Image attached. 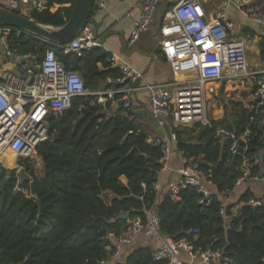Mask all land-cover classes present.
I'll use <instances>...</instances> for the list:
<instances>
[{"label":"trees","instance_id":"1","mask_svg":"<svg viewBox=\"0 0 264 264\" xmlns=\"http://www.w3.org/2000/svg\"><path fill=\"white\" fill-rule=\"evenodd\" d=\"M48 2L50 8H60L55 12H33L32 19L54 28L66 25L77 0ZM13 42L23 52L45 55L54 50L66 69L78 72L91 91L108 78H122L120 71L111 68V56L98 49L78 58L27 35L15 36ZM227 86L223 98L218 99L223 112L219 120L211 121L208 127L172 130L178 153L206 176H212L216 194H212L209 206L200 204L204 196L194 188L183 190L179 201L169 191L160 201L153 185L162 168L161 148L149 144L148 134L125 118L127 110L107 117L104 107L91 105L97 98L87 96L74 99L71 110L64 115L52 116V139L37 149L43 168L21 162L36 186L37 197L32 196L31 182L18 187L15 173L6 180L0 176V264L107 263L114 251L110 235L121 236L136 218L147 223V213L154 209L160 217L161 231L176 242L222 250L223 259L213 264H264V206H243L230 225L221 215V196L235 190L242 170L241 160L230 152L231 141L216 140V130L225 127L240 135L251 125L252 156L264 155V119H259L261 125L253 123L252 103L232 97L243 88L230 86L227 91ZM230 108L235 112L231 121L226 118ZM196 130L199 133L194 142L190 136ZM220 162L223 170L229 171L213 176V168ZM257 170L264 172V163L263 167L258 164ZM250 198L255 196L247 192L239 202ZM233 207H227L228 215ZM124 212L130 213L129 219L118 220ZM191 230H198V236L191 235ZM117 264L167 262L156 261L154 250L143 247L125 263Z\"/></svg>","mask_w":264,"mask_h":264},{"label":"built area","instance_id":"2","mask_svg":"<svg viewBox=\"0 0 264 264\" xmlns=\"http://www.w3.org/2000/svg\"><path fill=\"white\" fill-rule=\"evenodd\" d=\"M164 1L141 0L142 10L132 31L130 45L136 44L142 34L150 30L156 11ZM107 2L95 0L94 7L105 9ZM0 6L18 14H21L19 10L23 7L26 14L21 15L31 19L33 12L56 11V6L49 7L48 0H0ZM231 6L255 27L264 30V0H178L166 13L160 28L161 47L169 60L173 80L163 85L135 87V83L139 84L143 79V74L130 62L112 55L111 68L122 75L118 82L128 86L119 91V100L116 99V93L108 94L107 98L105 95H93L86 88L82 76L67 70L54 50L47 51L45 55L23 52L13 42V37H35L0 24V49L19 68V73L0 68V176L9 171L6 156L14 159L12 170L18 178V187L21 185L19 173L24 168L21 166L22 161L42 169L37 149L52 139L50 118L67 113L74 99L81 97H96L91 105L104 107V115L111 117L116 108H132L133 92L146 90L150 115L160 128L164 129L170 123L173 128L208 127L211 126L208 96L211 94L220 98V87L213 84L225 81L246 91L248 101L252 103L251 121L261 125L263 121L259 119H264V58L254 67L250 64L249 40L237 36L236 25L226 13V9ZM97 49L107 52L89 25L71 43L62 46L65 54L78 58ZM180 75L187 76L181 80ZM243 89H238L236 96L240 97L244 93ZM252 137L251 125L240 135L225 127H219L215 133L216 140L231 141L232 156L241 160L242 176L236 188L248 182H259L264 189V172L257 170V159L251 153ZM147 141L161 148L160 174L169 172L176 135L173 132L171 137L165 132L161 136L148 135ZM180 154L182 160L176 170L178 180L171 185L170 195L179 201L183 190L194 188L204 196L200 204L209 206L212 194L208 185L213 184L212 176H206ZM153 187L159 192L158 182ZM243 206L262 207L264 197L234 204L230 215L224 205L221 215L227 225L233 222ZM147 214V223L136 218L130 221L129 228L121 236L110 235L114 246L113 258L120 257L123 248L132 245L144 233L155 244L153 250L156 261H166L167 264H213L223 259L222 250L195 248L187 241L176 242L163 233L157 209ZM190 234L197 237L199 231L191 230Z\"/></svg>","mask_w":264,"mask_h":264},{"label":"crops","instance_id":"3","mask_svg":"<svg viewBox=\"0 0 264 264\" xmlns=\"http://www.w3.org/2000/svg\"><path fill=\"white\" fill-rule=\"evenodd\" d=\"M175 1L165 0L157 9L154 22L150 30L142 34L140 40L130 45V37L134 30L136 22L141 14V0H108L105 9L95 7L90 18L89 26L94 30L97 38L100 39L107 52L103 49H98L104 53L120 56L122 59L131 63L133 67L143 74V79L138 86L144 87L147 85H163L170 83L174 76L171 70L169 60L164 55L161 47L160 28L164 22L166 13L170 10L171 4ZM176 4V3H175ZM60 6H56L58 10ZM230 7L226 9V12ZM230 15H235L233 12ZM242 16V15H241ZM236 25L237 36L249 40V62L254 67L258 65L264 58L262 56V43L264 40V31H260L257 27L243 28L241 24L231 17ZM253 54H256L255 56ZM0 68L12 73H19V68L14 61L7 59L0 49ZM187 75H180L179 79L186 78ZM128 86L121 84L117 80L108 78L101 82L99 86L91 91L93 95H107L116 93L121 95L119 91H123ZM132 108L124 112L126 119L131 120L137 127L146 132L148 135L161 136L163 132L157 126L156 122L149 112V95L146 90H140L131 94ZM121 109L116 108L114 114ZM170 131L173 127L169 124ZM199 130L192 133V140L197 142ZM189 138V136L187 137ZM257 159V158H256ZM182 156L177 151L176 143L174 144V155L171 163V170L165 174H160L158 183L160 185L159 198L160 201L168 194L170 187L178 180L176 172ZM41 162V158H38ZM258 164L259 161L257 160ZM43 166V165H42ZM208 190L211 194H216V188L213 184L208 185ZM251 192L256 198L264 197V189L259 182H248L236 188L233 192L225 193L221 196V200L227 207L238 203L241 197ZM154 242L146 234H141L137 240L122 250V254L118 258L112 256L107 264L125 263L128 258L139 248L151 247L154 249Z\"/></svg>","mask_w":264,"mask_h":264},{"label":"water","instance_id":"4","mask_svg":"<svg viewBox=\"0 0 264 264\" xmlns=\"http://www.w3.org/2000/svg\"><path fill=\"white\" fill-rule=\"evenodd\" d=\"M94 1L95 0H77L71 19L61 28L41 25L34 19L7 10L2 6H0V24L27 32L39 41H43L55 48L62 49V46L71 43L89 25L94 8ZM137 85L138 83H135L134 86L136 87ZM225 85V81L221 83L219 89L220 98H222L224 95ZM154 121L158 126L157 121ZM160 130L165 132L168 136H172L169 126L164 127V129L160 128ZM6 166L9 168L8 175L12 176L14 174V170H12V167H10L7 162ZM223 168L224 164L223 162H220L216 167L213 168V176H218L222 173L226 174L229 171V168H225L224 170ZM19 177L21 179V184L32 181L31 176L28 174L25 168L20 171ZM31 192L32 196L36 198L37 190L34 182H31ZM129 217L130 213L124 212L121 213L117 218L118 220H127Z\"/></svg>","mask_w":264,"mask_h":264},{"label":"rangeland","instance_id":"5","mask_svg":"<svg viewBox=\"0 0 264 264\" xmlns=\"http://www.w3.org/2000/svg\"><path fill=\"white\" fill-rule=\"evenodd\" d=\"M173 1H175V2L173 4H171L170 9H172L175 6V3L178 0H173ZM19 12L21 14H26L25 9L23 7L19 10ZM231 12H233L235 15H230ZM226 13H227V15L230 18L231 17H234V20L237 21V23L241 24L244 29L245 28L247 29L248 27H254L252 25V23L249 20H247L246 18H244L243 16H241V14L233 6H231L230 7V10H228V12H226ZM260 31L263 32L264 30H260ZM253 55L255 56L256 54H253ZM230 86H231V84L228 83L227 91L229 90V87ZM208 97H209V103H208V119H209L210 122L213 121V120H219V117L223 115L222 114L223 112L221 111L222 108L219 106V103H218V99L219 98H217V97H215V95H211V94H209ZM232 97L234 99H240V100H243V101L248 100L246 93H243L240 97H238V96L237 97L236 96H232ZM229 99H231V98H229ZM225 100H226V102L228 104L229 101H228V98L227 97L225 98ZM234 115H235V112L231 108L229 109L228 112H226V118H228L230 121L234 117ZM257 160L259 161V164L261 165V167H263V163H264V155H263V153H261V155H259L257 157ZM2 178L4 180H6L8 178V172L5 173V174H3V177Z\"/></svg>","mask_w":264,"mask_h":264},{"label":"bare ground","instance_id":"6","mask_svg":"<svg viewBox=\"0 0 264 264\" xmlns=\"http://www.w3.org/2000/svg\"><path fill=\"white\" fill-rule=\"evenodd\" d=\"M184 76V75H182ZM6 161L10 167H14V159L11 156H6Z\"/></svg>","mask_w":264,"mask_h":264},{"label":"flooded vegetation","instance_id":"7","mask_svg":"<svg viewBox=\"0 0 264 264\" xmlns=\"http://www.w3.org/2000/svg\"><path fill=\"white\" fill-rule=\"evenodd\" d=\"M217 86H219V85H217ZM220 86H221V84H220ZM220 86H219V87H220Z\"/></svg>","mask_w":264,"mask_h":264}]
</instances>
